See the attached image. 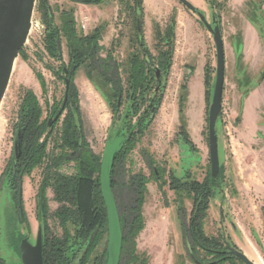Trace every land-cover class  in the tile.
I'll use <instances>...</instances> for the list:
<instances>
[{
	"label": "rangeland",
	"instance_id": "obj_1",
	"mask_svg": "<svg viewBox=\"0 0 264 264\" xmlns=\"http://www.w3.org/2000/svg\"><path fill=\"white\" fill-rule=\"evenodd\" d=\"M193 5L196 0H188ZM207 1V0H206ZM220 1V2H219ZM141 37L143 48L137 40L135 9L127 0H101L85 9L83 4L71 0H47V16L62 28L63 13L74 18L76 35H87L100 30L98 56L103 59L99 68L105 74V60L112 57L119 64L123 95L118 110L112 85L105 81L88 61L72 75L78 93L83 135L90 149L101 158L106 140L120 132H127L135 125L136 116L126 121V98L129 57L133 53L148 55L150 64L157 63L161 52L171 50L166 85L161 91L158 111L140 135L133 137L122 169L114 174L116 195L120 209L129 201L130 176L143 173L150 177L142 204L144 227L136 237V249L148 257V264H196L187 256L182 236L181 220L187 223L192 211V199L186 193L174 191L169 185V170L181 176L186 148L177 142V134L184 128L194 147L191 149V179L202 181L210 173L208 153L207 116L209 101L205 97V67L210 70L209 98L215 75V49L212 36L196 14L190 12L179 0H142ZM220 4L197 10L210 22L211 14L219 20L225 53V73L222 106L218 124L219 151L222 160V193H216L209 202L204 220L206 233H224L232 239L256 264H264V0H217ZM203 7V6H202ZM36 0L33 26L25 45L15 60L8 87L0 104V264H20L18 243L27 237L34 243L40 225L36 197L43 175L42 165L32 168L22 177V208L20 214L8 181L12 164L13 144L20 122L23 97L31 92L41 110L42 119L54 112L53 104L61 101L64 93L62 65L69 66L68 41L60 32L61 59L51 56L45 48L46 18ZM48 20V19H47ZM174 20L173 45L161 40L166 28ZM35 25V24H34ZM250 25L261 41L262 53L254 51L250 65L242 62V37L245 26ZM161 37V38H160ZM57 52H60V51ZM59 54V53H58ZM234 56V58H233ZM60 57V56H59ZM254 58V59H255ZM235 66V69H234ZM60 76V77H59ZM262 84H261V83ZM259 90L251 92L259 85ZM238 85V86H237ZM185 87V88H184ZM116 94V93H115ZM248 99L249 108L243 106ZM142 103V102H141ZM147 104V103H146ZM140 106L143 110L144 106ZM65 114V113H64ZM64 114L53 128L46 145L51 157L58 152L55 147ZM258 119L259 130L249 127ZM132 121V122H131ZM183 146V145H182ZM184 147V146H183ZM150 153L159 167L165 169L162 187L151 177L143 152ZM60 171L74 172L73 162L64 164ZM48 206L47 223L51 235L61 236L62 227L54 216L59 202L54 199L51 186L45 190ZM107 231L100 236L89 253L86 264L106 252ZM202 261L208 259L204 257ZM2 261V263H1Z\"/></svg>",
	"mask_w": 264,
	"mask_h": 264
},
{
	"label": "trees",
	"instance_id": "obj_2",
	"mask_svg": "<svg viewBox=\"0 0 264 264\" xmlns=\"http://www.w3.org/2000/svg\"><path fill=\"white\" fill-rule=\"evenodd\" d=\"M83 4H96L101 0H71ZM129 7L135 9V18L138 13L142 16V0H127ZM210 7L214 8L220 3L217 0H207ZM40 10L46 18L47 34L45 37V48L51 56L60 58L57 43L60 39V32L63 30L68 41L69 66L76 69L85 62L91 69L96 70L105 81L112 84L113 91H117L121 85L119 64L112 57L105 60V74L99 68L103 59L98 56L101 47L98 45L100 30L94 29L87 35H76L74 18L71 13H63L61 18L62 28L52 22L47 12L49 5L47 0H40ZM48 19V20H47ZM219 23V20H218ZM174 20L171 21L163 33L161 40L167 45H173ZM220 26V23H219ZM221 28V27H220ZM137 40L143 48V37L137 36ZM21 51V50H20ZM171 50L161 52L157 66L165 75L168 74L170 66ZM151 59L148 55L133 53L129 57V68L127 73V96L132 102L128 106L125 119L137 115V122L130 130V133L140 135L148 126V120L144 119V111L140 112L139 100L143 103L153 88L154 73L150 67ZM58 70L56 73L60 75ZM210 70L205 67V97L209 101L208 86L211 83ZM72 75H69L70 84L68 90L69 108L62 119L59 139L55 145L58 149L51 157L46 153L47 141L52 135L54 126L48 127L47 119H42L41 110L36 98L28 92L21 103V115L18 125L22 131L21 154L13 163L17 172L28 173L32 168L42 165L43 175L40 183L38 197V218L43 230L42 256L43 264H86L89 253L95 246L100 236L107 231V215L102 195L100 193L99 172L101 158L93 153L86 142L80 117L78 93L72 82ZM185 88V87H184ZM160 98L157 103L159 104ZM138 103V104H137ZM55 111V108H54ZM140 112V113H139ZM129 121V120H128ZM57 123V121H56ZM55 123V124H56ZM180 140L192 149L194 147L188 134L183 127L179 132ZM133 138L116 154L113 160L111 171V185L117 203L122 228V248L119 264H148V257L139 253L136 249V237L144 227L142 204L146 194V185L150 177L143 173H137L129 178L128 191L129 201L121 210L117 202L115 172H119L125 157L130 149ZM146 165L151 171V177L162 187L166 183L163 179L165 169L156 164L153 156L147 151L143 152ZM73 162L74 172L64 174L60 168L64 164ZM188 165L181 168L182 175L178 176L169 170L170 189L186 193L192 199V211L187 223L182 222V214L178 212L181 220V236L189 259L196 264H243L236 258L231 248L236 247L229 236L224 233L212 235L206 233L204 220L207 217L209 202L215 194L222 193L223 169L221 167L218 175L213 178L207 173L202 181L191 179ZM9 171L12 172V169ZM10 172V174H11ZM10 178V175H9ZM51 186L54 192V199L59 202L54 216L62 227V235H51L45 231L48 206L45 197V190ZM264 216V207H262ZM76 252H81L77 263ZM206 257L207 261H202ZM106 252L92 260V264H104ZM2 263V261H1Z\"/></svg>",
	"mask_w": 264,
	"mask_h": 264
},
{
	"label": "water",
	"instance_id": "obj_3",
	"mask_svg": "<svg viewBox=\"0 0 264 264\" xmlns=\"http://www.w3.org/2000/svg\"><path fill=\"white\" fill-rule=\"evenodd\" d=\"M179 1L190 12L197 15L198 20L212 36L215 49V75L209 98L210 103L207 116L210 174L215 178L222 167L218 136L225 68L221 28L214 14H211L209 22L204 13L197 10L196 6L190 1ZM35 4L36 0H0V104L8 87L15 60L30 35ZM141 24V14L138 13L136 16V28L139 35L141 33ZM128 138L129 135L125 136L123 134H117L113 138H108L101 156L99 184L107 215V246L104 264H119L120 261L122 228L111 185V171L114 157L122 150ZM21 145L22 131L19 126L16 130L13 144L15 159L21 154ZM42 243L43 230L41 225H38L34 243H31L27 237H20L18 243L20 264H43ZM231 252L243 264H256L240 250L232 248Z\"/></svg>",
	"mask_w": 264,
	"mask_h": 264
},
{
	"label": "flooded vegetation",
	"instance_id": "obj_4",
	"mask_svg": "<svg viewBox=\"0 0 264 264\" xmlns=\"http://www.w3.org/2000/svg\"><path fill=\"white\" fill-rule=\"evenodd\" d=\"M206 1V0H205ZM207 2V1H206ZM45 32H47V29L45 28L44 29ZM57 49L59 50L60 49V44L57 43ZM60 52L59 53V56H60V59H61V50H59ZM81 66V65H80ZM79 66V67H80ZM79 67H77L75 70L72 69L70 66H64L62 65L61 69H62V72H63V80H64V93H63V97L61 99V101H58L57 103L53 104V107H52V110L54 113L52 115H49L48 116V119H47V123H48V127H51V126H55V123L56 121H58L60 119V117L65 113H67L68 111V108H69V102H68V90H69V84H70V78H69V75H71L72 73H74V71H76ZM151 69H153V73H154V79H153V88L151 89L150 93L148 95H146V99L143 101V103H141V101L139 100V104H141V106L144 105V103L146 104L143 108V110L141 109V112L144 111V114L143 116L144 119L148 120V122H150L155 113L158 111V106L159 104L157 103L158 99L160 98L161 99V91L162 89L164 88V86L166 85V81H167V75H165L163 72H161L159 69H157V66L154 65V64H151L150 65ZM60 77V76H59ZM164 82V83H163ZM111 84V83H110ZM112 85V84H111ZM113 88V87H112ZM123 88L121 87V85H119V88H117V91H113L112 89V97H115L116 96V103H115V108L116 110H118V107L120 106V102H121V98H122V95H123ZM116 93V94H115ZM127 93V91H126ZM126 98H127V102L129 104H131L132 101L131 99H129V97L126 95ZM160 103V102H159ZM128 104V105H129ZM138 104V103H137ZM54 108H55V111H54ZM140 113V112H139ZM64 114V116H65ZM130 118H127L126 121H128ZM130 121V120H129ZM132 122V121H131ZM137 122V115H136V118H135V121H134V124H136ZM20 125L17 126V128L19 127ZM21 128V127H20ZM117 134H123V135H129V138L128 140L124 143V146L133 138L135 137L134 134L130 133V130H128L126 133L125 132H120V133H117ZM115 134V135H117ZM114 135V136H115ZM113 136V137H114ZM111 137V138H113ZM177 142L180 143L182 142L179 138V134H177ZM181 148L184 149L186 148V155H184L182 157V161H184V164L185 165H188L191 166L192 164V154L193 151H191L190 148H188L187 146H185L184 143H181ZM184 147H183V146ZM123 146V148H124ZM122 148V149H123ZM19 159V157L17 158ZM17 159L14 158V155L12 156V164H11V167L10 169H12V172L10 174V178H9V181H8V187L9 189L12 191L13 193V198H14V201H15V204L17 205V209L19 211L20 214H23V208H22V177L24 175H26V173H24L23 171L21 172H17V167L16 165L13 163V161H17ZM148 167V166H147ZM149 168V167H148ZM38 203V197H36V204ZM37 211H38V207H37ZM262 217L264 219V216H263V213H262ZM42 228V226H41ZM45 231H48L49 232V227H48V223L46 221V226H45ZM226 235V234H225ZM228 236V235H226ZM230 238V236H229ZM230 240L232 241V239L230 238ZM233 242V241H232ZM233 244L236 246V244L233 242ZM232 248H235L237 250H240L237 246L236 247H232ZM231 248V249H232ZM242 251V250H240ZM243 252V251H242ZM244 253V252H243ZM80 254L81 252H76V260H75V263H77L80 259ZM233 254V253H232ZM245 254V253H244ZM235 256V255H234ZM236 257V256H235ZM237 258V257H236Z\"/></svg>",
	"mask_w": 264,
	"mask_h": 264
},
{
	"label": "crops",
	"instance_id": "obj_5",
	"mask_svg": "<svg viewBox=\"0 0 264 264\" xmlns=\"http://www.w3.org/2000/svg\"><path fill=\"white\" fill-rule=\"evenodd\" d=\"M220 2V1H219ZM207 4L208 3L205 0H196V3H194V5L198 8H204L203 4ZM78 5H82L85 9H88L89 7H91V4H78ZM203 6V7H202ZM263 9H264V4H263ZM242 53H243V58H242V62L244 65H250L251 60L255 61L257 59V57L255 58L253 56L254 51H258V54L262 53V46H261V41H260V37L258 36V34L256 33V31H254V29L250 26L247 25L244 28V32H243V37H242ZM234 58V56H233ZM255 58V59H254ZM224 60H225V53H224ZM235 69V66H234ZM224 73H225V68H224ZM261 83V82H260ZM259 83V85L251 92L249 98L251 97V95L255 94L256 91L259 90V87L261 86V84ZM238 86V85H237ZM248 102V99L245 101V106H243V112H242V116H243V120H242V124H245L244 122V113H248L249 108L254 109V112H256V107H259V104L261 103L260 101H258L257 106L254 104L248 107V104L246 103ZM253 123L251 125H249V127L253 128L255 132H257V130H259V125H258V119L252 121ZM245 126H248L245 124Z\"/></svg>",
	"mask_w": 264,
	"mask_h": 264
},
{
	"label": "built area",
	"instance_id": "obj_6",
	"mask_svg": "<svg viewBox=\"0 0 264 264\" xmlns=\"http://www.w3.org/2000/svg\"><path fill=\"white\" fill-rule=\"evenodd\" d=\"M35 24V25H34ZM39 22L35 21L33 18H32V27H31V30L33 28V26H36L37 28L39 27Z\"/></svg>",
	"mask_w": 264,
	"mask_h": 264
},
{
	"label": "bare ground",
	"instance_id": "obj_7",
	"mask_svg": "<svg viewBox=\"0 0 264 264\" xmlns=\"http://www.w3.org/2000/svg\"><path fill=\"white\" fill-rule=\"evenodd\" d=\"M249 259H251V258L249 257Z\"/></svg>",
	"mask_w": 264,
	"mask_h": 264
}]
</instances>
